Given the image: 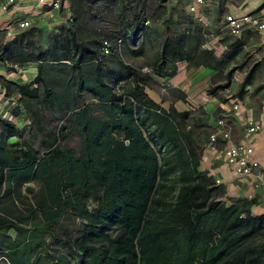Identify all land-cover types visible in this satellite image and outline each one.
I'll list each match as a JSON object with an SVG mask.
<instances>
[{
	"label": "trees",
	"instance_id": "1",
	"mask_svg": "<svg viewBox=\"0 0 264 264\" xmlns=\"http://www.w3.org/2000/svg\"><path fill=\"white\" fill-rule=\"evenodd\" d=\"M61 1L69 17L49 34L33 26L5 40L0 30V66L37 71L26 83L0 79L5 110L29 120L20 128L0 115V190L12 183L3 196L40 185L28 217L51 213L54 225L63 217L60 243L71 264H264V214L252 213L255 201L225 198L197 172L175 122L182 115L145 94L186 62L224 74L223 84L207 90L212 96L246 69L233 95L239 100L264 65V55H242L253 33L226 37L217 55L204 47L209 36L201 24L178 6L167 13V0ZM229 1L240 2L210 0L203 15L221 26ZM145 39L160 45L146 66L150 75L124 63L123 50L144 55ZM9 138L17 141L6 144ZM49 206L57 209L46 214ZM14 227L0 211V231Z\"/></svg>",
	"mask_w": 264,
	"mask_h": 264
},
{
	"label": "crops",
	"instance_id": "2",
	"mask_svg": "<svg viewBox=\"0 0 264 264\" xmlns=\"http://www.w3.org/2000/svg\"><path fill=\"white\" fill-rule=\"evenodd\" d=\"M0 0V4H1ZM52 0H46L51 2ZM245 2L240 0L236 5L228 2L226 7V15L228 12H234L237 8L244 9L245 12H253L256 9L262 7L263 0H248ZM35 0H17L14 10L8 13H0V30L4 29L6 25L14 24V21H21L24 19L35 21L34 26H52L56 24V19L65 14L67 17V5H63L64 10L53 11L52 17L43 13L44 8L40 5L34 4ZM206 4L203 8L205 12L207 6L211 3L210 0H205ZM238 2V1H237ZM223 15V18H224ZM222 18V19H223ZM251 31L252 30H245ZM226 37H231L228 33L224 34ZM234 39V38H233ZM260 46L264 44V32L262 39L260 40ZM224 45V44H223ZM247 45V44H246ZM245 45V46H246ZM158 43L155 41H143V56H132L126 50L124 52V63L129 64L126 61L134 60H147L144 64L147 66L151 60L159 52ZM245 48V47H244ZM262 53V52H261ZM258 53V54H261ZM246 52L242 53L244 56ZM219 55V54H217ZM242 56L239 57L241 59ZM261 58H259L260 60ZM131 65V64H129ZM233 64H230L232 67ZM175 73L166 78V80L157 79L153 80L149 86L145 88V94L147 97L154 101L161 109L167 111L171 109L175 116L182 115L181 119H177L175 122H179L182 125L183 130V146L184 156L189 157V162H192V166H196L197 172L206 173L209 177L215 180L221 181V187L225 192V198L231 200H249L250 195H253L255 204L251 207L252 213L255 215L264 214V198L260 191H252L250 186L246 183L239 181L235 176H232L229 167L223 161L221 154L219 153L222 148V142L218 139L216 149H212L208 144L210 134L214 131L215 121L221 114V111L225 108L224 97L221 92H217L214 96L208 95L207 90L214 87L217 84H223L224 74H218L217 71L208 69L214 74L209 77L199 78L200 73L198 69L190 67L186 62L175 64ZM202 67V66H200ZM230 67L228 69H230ZM32 70L28 73V80H19V83H26L35 78L37 71L35 65H28L24 68ZM246 73V69L243 71ZM34 73V74H33ZM0 79L4 78L5 74L3 67H0ZM264 65H262L260 71L257 73L254 82L248 86V90L239 97L240 112L242 116L248 111L252 112L254 118L257 120L261 114L260 109L264 103ZM159 83H163L168 86V91L165 96L159 93ZM3 92L4 90L0 87ZM239 89V86L232 85L231 91L235 94ZM151 91L152 96L149 95ZM4 99V98H3ZM25 115V114H24ZM27 119V118H26ZM243 117L234 119L231 117L227 122V128L231 132V142L234 144H250L252 145L254 152L252 159L260 163L264 168V134H254L248 139L245 137V128L243 127ZM18 120V119H17ZM16 123L18 127L23 126L24 120L19 119ZM29 121V120H28ZM28 137V136H27ZM44 139L42 135L34 138L33 147L35 149L40 148L41 142ZM17 141L16 138H9L6 144L9 142ZM77 141L75 137L69 141L68 145H76ZM3 182H6V177ZM9 183V184H8ZM7 184L3 183V187L0 190V211L3 215H6L7 220L11 223L14 222L16 227L8 230L0 231V256H3L6 262L1 264H71L66 253V249L63 248L61 243L64 240V236L60 231V226L64 225L63 217L59 219V222L54 225L51 224L48 217H51L50 210L55 211L57 207H45L44 210L47 217L41 214H35L36 216L28 217V211L30 206L35 204V200L41 196V186L35 182L26 183L19 192L10 195L3 196L6 185H12L11 181ZM29 189V190H28ZM48 199V198H47ZM47 199L44 201L48 203ZM32 211V210H31ZM78 221V219H76ZM70 228V227H69ZM61 242V243H60Z\"/></svg>",
	"mask_w": 264,
	"mask_h": 264
},
{
	"label": "built area",
	"instance_id": "3",
	"mask_svg": "<svg viewBox=\"0 0 264 264\" xmlns=\"http://www.w3.org/2000/svg\"><path fill=\"white\" fill-rule=\"evenodd\" d=\"M17 0H2L0 4V13H8L11 10H14ZM245 2H249L248 0H242ZM188 4L186 5V13L197 20L201 26L204 28L203 30L214 40L213 43H206L204 46L206 49L214 50L216 54H218V48L221 49V53L225 51L224 47L220 45L219 42V34L220 33H228L233 38H239L243 35L245 30H252L255 32H264V0L262 2V7L260 9H256L253 12H245L242 11L244 9L237 8L234 12H228L224 15V21L221 26H218L216 29V34L214 35L213 28L209 20L203 15V8L205 7V0H188ZM40 7L44 8L43 13L52 17L53 11H62L64 10L63 5L67 2L61 0H52L51 2H46V0H38ZM67 17H69V6L67 7ZM14 24L6 25L4 29L5 32V40H12L16 34L21 32V30L33 27L36 23L33 20H21L14 21ZM107 53V51H104ZM219 53V54H221ZM12 72L17 73L19 75H23L25 72L24 69L18 67L17 65H11ZM142 72L150 75L151 70L148 68H143ZM245 76L244 72L236 71L231 77L230 88L226 89L222 92L223 97L227 100V104L225 108L221 111V114L217 117L215 121L214 131L210 134L208 139V144L212 149H216L217 141L220 139L222 142V148L219 153L223 161L227 164L230 169L232 176H235L239 181L246 183L250 186L252 191H260L262 197L264 198V168L261 167L260 163L256 160L252 159V155L254 149L252 145L240 143L234 144L231 142V132L227 128V122L231 117L234 119L238 117H243V127L245 128V137H251L254 134L260 133L264 134V103L260 109L259 119H255L252 112L248 111L242 116L240 112V103L234 94L231 91L232 85H241L243 83V78ZM162 85V84H161ZM163 91L166 90V87L162 85ZM249 88L246 87L245 91ZM7 104V103H6ZM1 117L6 120H10L15 125L16 118L12 116L9 111L5 109L0 112ZM24 120L23 125L29 124L28 119H26L25 115L22 118ZM215 185H221L220 180H215ZM253 195H250L249 201L252 199ZM1 262H6L3 256H0V264Z\"/></svg>",
	"mask_w": 264,
	"mask_h": 264
},
{
	"label": "rangeland",
	"instance_id": "4",
	"mask_svg": "<svg viewBox=\"0 0 264 264\" xmlns=\"http://www.w3.org/2000/svg\"><path fill=\"white\" fill-rule=\"evenodd\" d=\"M189 2H188V0H167L164 4H165V6H166V12L168 13L170 10H171V8L172 7H175V6H178V9L180 10V9H183V11H184V13L186 14V15H188L187 13H186V5L188 4ZM230 3H232V4H234V5H236V4H238L239 2H232V1H229V5H230ZM34 4L35 5H38L39 3H38V0H35V2H34ZM164 4H163V6H164ZM16 7V6H15ZM17 8V7H16ZM249 12H251V11H249ZM189 16V15H188ZM191 17V16H190ZM208 17V19H209V22L210 21H212V18H213V14H210L209 13V16H207ZM66 23V17H65V14L63 13V15H61L60 17H58L57 19H56V24L54 23L52 26H45V27H41V26H39V27H41V28H44V31L46 32V34L48 33H50V32H53V30L57 27V26H60V25H62V24H65ZM101 24H103L102 22H101ZM100 24V25H101ZM212 25V28H213V34L215 35L216 34V29H217V24L216 23H212L211 24ZM253 33V37H251L249 40H248V42H247V45L245 46V49H244V53L246 52V54H248V56H252L253 57V61H255V60H259V58H261L262 57V55H264L263 53L264 52H262L261 54H258V49H261L262 47L264 48V44H262L261 46H260V40L262 39V35H263V32H255V31H253L252 32ZM225 33H220L219 34V44L220 45H222L223 46V42H221L222 40H224L225 38H226V36L224 35ZM244 34V33H243ZM242 37V36H241ZM209 42L210 43H213L214 42V40L210 37V39H209ZM219 53H221V49L220 48H218V54ZM252 61V62H253ZM127 63H129V64H131V66H133V67H136V68H147L144 64L147 62V60H141V59H139V60H134V61H126ZM128 64V65H129ZM0 67H2V66H0ZM3 69H4V72H5V74H3V76H4V78H5V80L7 81H12V82H19V80H20V78H21V80H22V82L23 81H27L29 78H28V73L30 72H33L32 70H28V69H25L24 71V73H23V75H19V74H17V73H14V72H9V71H6V69L3 67ZM199 70H200V73L198 74V77L199 78H204V77H209V76H211L212 74H214V72H212V71H210V70H208V69H204L203 67H199ZM45 73H48V70L47 69H45ZM34 74V73H33ZM57 75V74H56ZM0 76H2L1 74H0ZM264 77V76H263ZM168 86H167V88H166V90L165 91H163V87H162V85L160 84L159 85V87H158V90H159V93L162 95V96H165L166 94H167V91H168ZM149 93V95L150 96H152V93H151V91H149L148 92ZM9 104V103H8ZM9 107L10 108H12L11 107V105H9ZM6 108V101L3 99V92H2V90L0 89V112L2 111V110H4ZM19 121V118H18V120H17V122Z\"/></svg>",
	"mask_w": 264,
	"mask_h": 264
}]
</instances>
